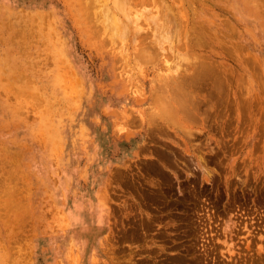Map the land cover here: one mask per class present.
I'll list each match as a JSON object with an SVG mask.
<instances>
[{"label": "rangeland", "instance_id": "obj_1", "mask_svg": "<svg viewBox=\"0 0 264 264\" xmlns=\"http://www.w3.org/2000/svg\"><path fill=\"white\" fill-rule=\"evenodd\" d=\"M0 264H264V0H0Z\"/></svg>", "mask_w": 264, "mask_h": 264}, {"label": "bare ground", "instance_id": "obj_2", "mask_svg": "<svg viewBox=\"0 0 264 264\" xmlns=\"http://www.w3.org/2000/svg\"><path fill=\"white\" fill-rule=\"evenodd\" d=\"M118 10H119V9H118ZM120 10H121V9H120ZM139 12H140V11H139ZM102 13H103V12H102ZM141 14H142V13H141ZM104 16H105V14H104ZM112 16H113V15H112ZM106 18H107V17H106ZM103 19H104V18H103ZM113 20H116V19L113 18ZM139 20H140V19H139ZM113 22H114V21H113ZM117 23H118V22H117ZM91 26H92V25H91ZM118 26H119V24H118ZM118 26H117V27H118ZM119 28H120V27H119ZM99 29H100V28H99ZM92 30H93V29H92ZM140 32H141V31H140ZM95 33H98L97 30H96ZM116 33H117V32H116ZM91 34H92V33H91ZM92 35H94V34H92ZM121 35H122V34H120V36H121ZM198 44H199V42H198ZM143 50H144V49H143ZM142 53H143V51H142ZM142 53H140L139 55H141ZM125 54H126V53H125ZM189 60H190V59H189ZM124 61H125V60H124ZM188 63H189V62H188ZM112 66H113V65H112ZM117 66H118V65H117ZM192 66H193V65H192ZM205 66H206V65H205ZM113 67H114V66H113ZM195 67H196V66H195ZM202 67H203V66H202ZM208 67H209V66H208ZM197 68H198V67H197ZM200 70H201V69H200ZM202 70H203V68H202ZM204 72H205V70H204ZM198 75H199V74H198ZM166 78H167V77H166ZM165 81H166V80H165ZM150 83H151V82H150ZM173 84H174V83H173ZM161 86H162V88H163V85H161ZM161 86H160V87H161ZM164 86H167V85H164ZM183 86H184V85H183ZM184 87H185V86H184ZM166 89H167V88H166ZM166 89L164 88V89L161 90V91H165V92L168 91V89H167V90H166ZM178 89H179V88H178ZM154 90H155V91H154ZM154 90H152V91H153V92H152V93H153V96H152V100H151V101H154V99L157 100V101H162V97H163L164 95L166 96V94L163 95V92H162V94H161L160 91H158V90H156V89H154ZM183 90H184V89H183ZM187 90H188V89H187ZM169 91H170V90H169ZM181 93H182V92H181ZM167 94H168V93H167ZM186 94H187V93H186ZM190 94H191V93H190ZM190 94H189V95H190ZM151 95H152V94H151V91H150L148 97H150ZM170 95H171V94H170ZM187 95H188V94H187ZM161 96H162V97H161ZM165 96H164V98H165ZM182 96H183V95H182ZM167 98H168L167 101L169 100V98H170V100L172 101V99H171V97H169V95H167ZM184 98H186V96H184ZM186 99H187V98H186ZM163 100H164V99H163ZM184 100H185V99H184ZM187 100H188V99H187ZM190 100H191V95H190ZM172 102H173V101H172ZM178 102H179V101H178ZM150 103H152V102H150ZM153 103H155V102H153ZM159 103H161V102H159ZM187 103H188V102H187ZM155 104H156V103H155ZM160 105H161L162 107H161V109H158V112H159V110H160L161 113L164 112V113L166 114V116H167V114H169L167 119H169V117H170V119H171V117H172V119H174V118L176 119V118H177V116H176V117H175V116H172V115H176L177 113L175 114L174 112H172V110L170 111V109L167 108V107H169L167 103H166L167 106L164 105L163 103L160 104ZM169 105H170V104H169ZM179 105L181 106V103H180ZM179 105H178V106H179ZM187 105H188V104H187ZM187 105H186V106H187ZM193 105H194V103H193ZM193 105H192V106H193ZM150 106H151V104H150ZM157 106H158V105H157ZM182 106H183V111H184V113H186V109H187V107L185 106V102H183V105H182ZM170 107H171V106H170ZM172 107H173V106H172ZM193 107H194V106H193ZM166 108L169 109V110H167ZM177 109H178V107H177ZM189 109H192V108H189ZM189 109H188V110H189ZM156 110H157V109H156ZM175 110H176V108H175ZM175 110H174V111H175ZM149 111H150V110H149ZM192 111H193V109H192ZM153 112H154V111H153ZM158 112H157V113H158ZM177 112H179V110H177ZM190 112H191V110H190ZM194 112H195V109H194ZM150 113H151V112H150ZM159 113H160V112H159ZM181 113H183V112H181ZM152 114H154V113H152ZM155 114H156V111H155ZM189 114H190V113H189ZM158 115H159V114H158ZM186 115H187V114H186ZM192 115H193V113H192ZM192 115H191V116H192ZM161 116H162V115H161ZM189 116H190V115H189ZM154 117H155V116H154ZM152 118H153V117H152ZM182 118H183V117H182ZM184 118H185V117H184ZM176 120H177V119H176ZM150 121H151V120H150ZM171 122H173V121H171ZM177 122H178V121H177ZM184 123H185V122H184ZM6 183H7V182H6ZM3 200H4V199H3Z\"/></svg>", "mask_w": 264, "mask_h": 264}]
</instances>
